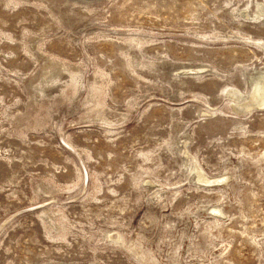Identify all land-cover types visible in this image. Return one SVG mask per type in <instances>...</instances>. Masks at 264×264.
Here are the masks:
<instances>
[{
	"label": "rangeland",
	"instance_id": "374dc122",
	"mask_svg": "<svg viewBox=\"0 0 264 264\" xmlns=\"http://www.w3.org/2000/svg\"><path fill=\"white\" fill-rule=\"evenodd\" d=\"M264 0H0V264H264Z\"/></svg>",
	"mask_w": 264,
	"mask_h": 264
},
{
	"label": "bare ground",
	"instance_id": "6f19581e",
	"mask_svg": "<svg viewBox=\"0 0 264 264\" xmlns=\"http://www.w3.org/2000/svg\"><path fill=\"white\" fill-rule=\"evenodd\" d=\"M261 81V82H260ZM260 82V92H258L256 95L253 96V101H255V99H259L260 100V108L264 109V77L261 78L259 80Z\"/></svg>",
	"mask_w": 264,
	"mask_h": 264
}]
</instances>
